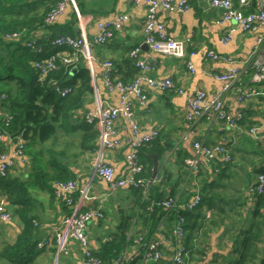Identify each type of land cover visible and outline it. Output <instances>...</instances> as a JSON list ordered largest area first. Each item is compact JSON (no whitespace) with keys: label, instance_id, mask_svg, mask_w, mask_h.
Listing matches in <instances>:
<instances>
[{"label":"crops","instance_id":"crops-1","mask_svg":"<svg viewBox=\"0 0 264 264\" xmlns=\"http://www.w3.org/2000/svg\"><path fill=\"white\" fill-rule=\"evenodd\" d=\"M180 1L170 0L173 4ZM187 1L189 9L186 12L178 13L160 8L156 12V17L164 25L168 36L176 40L184 39L187 42L188 53L193 54L189 58L194 67L193 73H190L186 68L184 60L151 53L149 48L145 46L142 35L145 6L142 3L131 5L129 0L84 1L78 4L76 10L68 6L52 27H41L39 25V28L28 34V40L37 42L46 39L55 31V33L59 32L61 35L77 37L83 29L86 37L90 39L98 33L97 24L99 22L113 20L120 14H128L130 18L129 22L107 44L91 46L87 53L79 54L80 63L89 76L91 92L83 97L80 105L72 108L68 116L66 129L61 133H64L63 138L57 141L58 146L51 147L52 142L48 141L49 145L39 147L46 150L50 146L54 152L53 157H45L46 151H41L43 158H39L38 155L37 160L34 161L33 156L26 149V163L16 162L9 169L6 178L11 179L15 184L24 182L28 189L26 197H29L30 201L33 202L32 214L43 223L36 234L39 242L45 240L47 232H51V229L60 226L67 215L70 216L73 213L82 211L89 205H100L102 208L104 207L105 216L109 221H104V223L98 225L93 222L87 230L89 248L91 251L96 252L99 245L98 239H101L109 230L116 227L121 209L130 205L128 189L121 188L112 194L110 186L102 179L94 178L90 182L91 170L96 163L101 162L108 163L115 169L117 176H122L125 170L124 155L126 149H99L96 140L100 129L98 124L91 125L96 132L92 139L93 148L87 150L86 148L89 147L82 148L80 143L82 136L86 135V124L83 121L84 115L88 111H93L97 107H118L120 105L119 94L115 91H108L104 86L103 63L106 61L112 63L111 77L113 79L125 83L131 81L136 76L137 70L133 62L128 59V52L134 47L140 46V54L143 57L149 56L156 60L157 67L152 75L153 77L158 79L169 78L176 88L184 91L178 93L175 90L161 92L147 89L145 105L134 104V112L141 127V132L148 133L153 129L158 130L154 145L152 144L148 150L140 152L141 162L147 163L143 159V156H146L150 159L152 165L149 154L157 155L158 153L160 154L157 155L160 164L158 173L159 169L161 171L168 169L173 174L172 178H175L177 167L180 166L176 164L192 154V145L196 140L203 141L208 146L224 145L230 142L233 147L232 153L235 155L233 158L231 157L232 153L230 154V158L234 160V163L230 165V170L236 174L229 173V178L224 179L222 183L224 185H240L243 176H247L248 169L251 170L249 165L252 162L258 164L262 161V158L255 156L258 147L245 132L250 127L256 126L260 127L261 132L264 133V84L252 83L251 69L246 63L255 38L260 32L242 33L236 31L229 41L223 45L221 38L232 27V23L221 21L222 11L210 7L208 0ZM234 4L237 7L236 1H234ZM241 11L246 14L251 11V8L245 6L242 7ZM211 51L228 60L209 58L207 55ZM230 70H236L237 79L225 95V104L231 117L239 120L238 124L242 135H234L221 121L206 120L205 117L199 119L195 124L187 123L185 117L188 111L187 98L199 91H204L209 96L218 93L223 84L216 79V76ZM77 85L79 88L81 85L80 79L77 80ZM242 93L254 95L249 100H237V97ZM113 127L116 139L120 141L125 140L131 134L126 120L122 117L114 122ZM64 135L67 138H64ZM13 148L12 136L8 135L0 141V151L7 153V155L12 154ZM149 150H162V153L156 151L147 154L146 152ZM59 153H65L63 156L65 159L68 158L66 163L72 173L71 180L76 183L71 207L65 204L64 198L55 199L52 190L41 188L46 187L45 182L50 188L54 189L56 186L57 182L55 181H49V179L41 181L39 175L42 173L40 166L45 170L44 173L52 172L48 164L50 161L55 160L56 163L53 166L57 165L61 161L58 156ZM67 154H73V157H67ZM65 159L63 162H65ZM35 163L38 166L40 165L38 169H35ZM255 178L256 175L253 177V183ZM148 180L151 181L152 179ZM89 182L90 185H88ZM196 183V181H190L192 188L188 187L183 198H175L184 200L182 203H185L196 193V188H198ZM247 188L246 186L242 187L245 206L240 210V214L228 218L224 222L225 226L215 231H211L209 228L213 229V227L204 220L202 226L197 225L193 232L188 230V238H173L169 247L162 245V259L165 262L162 264H173V250L179 243H184L189 260L193 264H231L232 261L236 262L240 257L238 251L240 241L244 238V235L240 232L245 231L247 228V222L252 219L253 214L251 212L255 208L254 205H256L252 202ZM224 193L228 194V191L225 190ZM21 201L15 193L9 196L8 189L0 183V203H3V206L11 215L9 222L0 221V252L6 244L15 240L21 230L19 216L14 214V210L18 209V206L12 204V202ZM262 202L264 203V201ZM259 210L260 213L257 219L260 223L254 229L257 236L256 245L252 246L248 264H258L264 256V204L259 206ZM166 212V217H162L159 223L162 225L163 233L170 235V230L176 221L177 215L172 216V211ZM175 214L177 213L175 212ZM204 216V219H206L209 216V211L205 212ZM189 227H191L190 224ZM250 236L253 241V234ZM135 240H137V237L133 238V241ZM133 241L126 248L129 254L136 248V245L132 244ZM67 251V255L63 256L57 254L55 249L54 255L52 254L48 260L45 259L47 254H41L35 263L83 264L82 251L75 243L70 242L67 245ZM43 260L46 262L44 263ZM0 264L13 263L0 256Z\"/></svg>","mask_w":264,"mask_h":264},{"label":"trees","instance_id":"trees-1","mask_svg":"<svg viewBox=\"0 0 264 264\" xmlns=\"http://www.w3.org/2000/svg\"><path fill=\"white\" fill-rule=\"evenodd\" d=\"M131 5L137 4L131 2ZM51 7L52 2L50 0H0V133L12 136V138L22 135L26 141L25 147L27 152L33 156L34 161L37 160L38 155L39 158H43L41 151H46L48 157H53L54 152L51 147L58 146L57 141L59 136H63L64 133H61L64 132L68 124L69 113L73 107L81 104L83 97L87 93L91 92L89 76L84 66L80 63V57L69 46L54 44L57 37L69 35H61L59 32L55 33V31L49 37H46V39L35 41L36 44L33 49L28 48L25 43L4 38L6 34L20 32L23 29L27 30V38L31 31L39 28V25L41 27H52V25H44V18ZM234 7L236 8L235 4ZM138 47H134L133 49ZM52 55L56 56L54 58L56 69L49 72L46 78L40 79V72L33 66V62L35 60H45ZM63 56L77 57V60L69 64H62L60 58ZM79 79L81 85L78 88L77 80ZM253 84L262 85L264 82ZM55 85L61 88L71 87L74 91L65 97H61L54 91ZM7 116L11 118L8 123ZM237 123H239L238 119ZM82 124L85 125L86 123ZM85 126L86 135L82 136L80 147H89L86 148L89 150L93 148L92 139L96 132L92 129L94 127L87 124ZM48 141L52 142L50 144L51 147L48 146L46 150L39 148L41 145L44 146ZM154 143L155 141L153 145ZM254 144L258 147L255 156L262 158V161L258 164L252 162L249 165L251 166V170L248 169V174L247 176H243L240 185H224L222 183L224 179L229 178V173H234L230 170V165L234 163V160H231L226 167H220V164L216 162L219 167L217 173L214 172L215 167H213L211 172L205 169L204 166L198 168V177L194 181L197 182L198 188H196V191H199L201 201L193 211L186 208L182 209L180 205L176 207L171 206L170 210L164 209L160 205L154 206L157 205V202H161L168 197L178 200V203L184 202V200L175 198H183L188 187L192 188L190 181L186 179L188 173L184 170L185 164L183 159L176 164L180 166L177 167L175 178H172L173 174L168 169L165 171L159 169L157 178L149 184L146 197L142 187H126L129 191L128 198L130 199V205L121 209L116 227L109 230L101 239H98V249L96 252L92 251L93 254L100 259L101 264H113L115 260L122 256L123 251L133 241L134 237H137V240L133 241L132 244L136 245L140 237L142 245L155 231L162 217H166V211H172L174 213L171 214L172 216L179 215L184 218V239L189 237L188 230L193 232L197 225L202 226L204 220L213 227V229L209 228L211 231L219 230L225 226L224 222L228 218L241 213L240 210L245 206L242 187L246 186L248 187L247 192L252 202L256 205L253 204L255 208L251 212L253 216L247 222V228H244L245 231L240 232L244 235L238 249L240 257L236 262L232 261L231 264H248L252 246L256 245L257 236L254 229L260 223L257 219L260 213L259 206L264 204L262 202L264 201V192L256 194L254 191L255 185L250 186L254 184V175H264V149L259 143ZM204 146L208 145L204 144ZM144 147L139 153L149 149L147 145ZM232 149L233 147L231 146L230 154L232 153ZM156 151L149 150L146 153H155ZM157 152L162 153V150ZM146 153L145 155H147ZM63 154H58L61 161L57 165L53 166L56 163L55 160L50 161L48 164V167L52 171L51 173H44L45 170L39 165L42 170V173L39 175L41 181L45 179L57 183L72 181V173L66 163L68 158L65 159ZM157 155L160 154L157 153ZM234 156L232 153L231 157L234 158ZM67 157H73V154H67ZM64 159L65 162H63ZM143 159L147 163L140 161L144 167L140 178L148 180L151 178L152 165L149 158L143 156ZM39 166L35 163V169H38ZM6 177L0 178L1 185L8 189L9 196L15 193L22 200L21 202H12V204L18 206V209L14 210V214L19 216L21 230L12 243H8L3 247L0 256L13 264H40V262L35 263V261L41 254H47L45 259L48 260L52 254L54 255L55 249L57 253L55 234L57 227L51 229V232H47L45 240L39 242L36 234L43 223L32 214L33 202L30 201L29 197H26L28 193L27 187L24 185V182L15 184L11 179ZM44 184L46 187H41L43 190H47L46 188H48V190H52V193H54V189L47 186V182ZM225 190L228 191V194L224 193ZM68 196L71 198V194ZM149 205L154 206L152 212L147 211ZM103 208L102 211L104 213ZM207 211H209V216L204 219V213ZM68 217L69 215L64 217L60 223V227ZM104 221H109L105 213L103 219L94 220L93 222L98 225L99 223H104ZM189 224L191 227H189ZM207 227L209 226L207 225ZM251 234L254 236L253 241L250 236ZM70 242L78 246L74 240H69L67 245ZM40 243H42V246H39ZM52 244L55 248L51 246ZM67 245L65 253L62 252L59 255H67ZM187 249L189 250V248ZM43 262L45 263L46 261L43 260ZM137 262L138 260L135 259L125 264H138L139 262ZM160 263L165 262L161 259L158 264ZM258 264H264V256Z\"/></svg>","mask_w":264,"mask_h":264},{"label":"built area","instance_id":"built-area-1","mask_svg":"<svg viewBox=\"0 0 264 264\" xmlns=\"http://www.w3.org/2000/svg\"><path fill=\"white\" fill-rule=\"evenodd\" d=\"M52 7L48 11L44 19V25H53L56 20L64 13L68 6H71L76 10V6L80 1H98V0H50ZM134 4L142 3L145 6L144 25L142 27V35L144 37V44L147 45L151 53L164 55L178 60H184L186 68L190 73L194 72V67L191 64L189 58L193 55L188 53L187 42L184 39L176 40L168 36L164 25L159 22L156 17V10L159 7H164L168 11L172 12H186L189 9L187 0H181L177 4H173L170 0H130ZM209 6L217 8L222 11L221 21L231 22L232 27L227 31L226 35L221 38V43L226 44L230 37L236 32L243 30H249L251 33L259 31L256 36L255 48L251 49L246 63L251 69V81L253 83L264 82V0H208ZM234 1H236L237 7H234ZM251 3L255 8L251 7ZM249 6L251 11L243 14L242 7ZM128 14H120L115 19L110 21H101L97 24L98 34L93 38L88 39L85 37L84 30L81 29L78 39H72L68 36L57 37L54 44L67 45L74 53L79 54L87 53L91 46L100 45L103 46L111 41L116 30H119L129 22ZM249 32V33H250ZM27 30L23 29L20 32H13L4 35L5 39L14 40L25 43L28 48L33 49L36 42L30 41L26 38ZM85 35V36H84ZM88 39V40H87ZM129 59L133 62L135 69L137 70L136 76L129 82L125 83L118 79H113L111 73L113 70L112 63L106 61L103 63V82L105 88L112 92L115 91L120 96V105L118 107L109 106L106 108L97 107L93 111H88L84 115V122L87 125L98 124L102 127L103 137L105 139V145L110 149L128 148L129 154L125 157L124 165L126 170L121 177H114L115 169L106 162L98 164L97 173L98 177L104 182L110 184L111 193L118 191L121 188L129 186L142 187L144 190L149 189V184L154 182L148 181L137 177V174L143 172V165L140 163L136 150L144 143H149L158 134V131L153 129L148 133L141 132L138 127L135 115L133 111L134 104L143 105L145 100L146 90L154 89L161 91L168 88H176L174 83L169 79H158L153 77L157 62L154 58L148 57L141 59L140 46L129 51ZM213 60L223 59L228 60L222 56L217 55L214 52H209L207 55ZM52 55L45 60H35L33 66L39 70L40 79L47 77L49 72L56 69L54 58ZM77 57L63 56L60 58L62 64H69L75 62ZM217 80L223 84L221 90L218 93L208 95L204 91H199L195 95L187 98L188 111L186 118L189 122H195L202 116H205L206 120L221 121L223 124H230V127H235L237 119L231 117L225 104V95L229 92L231 86L237 79L236 70H230L224 74L217 75ZM178 93H183L182 89L176 88ZM54 91L61 97H65L71 94L74 90L71 87L61 88L55 85ZM254 94L242 93L237 97V100H249ZM123 115L128 120L131 127V134L123 141L116 139V133L113 127L116 119ZM11 118L7 116V123ZM250 138L257 139L264 149V136L258 137L255 134L253 128H249L246 132ZM8 136L7 134L0 133V141ZM13 140V152L9 156L7 153L0 151V178L7 176L9 169L14 166L16 162L25 164L27 160L26 156V141L22 135H18ZM193 149L197 154L211 158L217 153H225L223 158L229 161L231 158L228 156L230 150L226 145H217L214 147L206 148L204 145H200L199 141H195ZM216 158H222L221 155H217ZM106 174H112L111 177H107ZM194 176L198 177V168H194ZM264 189V175L261 174L259 178L258 186L255 185L254 191L256 194L263 193ZM76 190V183L74 181L59 182L54 187L55 198H64L65 204L69 207L73 205L72 195ZM71 194V198L68 196ZM147 194H145L146 197ZM104 200V199H103ZM201 197L197 190L195 195L187 201L185 204L178 203V200L169 198L161 202H157V205L162 206L164 209H169L171 206L182 207V209L194 210L200 203ZM153 205H149L148 212H152ZM104 213L102 207L98 206H86L82 211L71 214L64 221L63 225L55 229L57 254L65 253V247L69 240L77 242L83 255V264H101L100 259L93 254L89 248L87 230L91 222L98 219H103ZM11 220L10 213L5 209L3 203H0V221L9 222ZM184 218L177 216L176 221L172 225L170 235L163 233L161 223L158 224L155 231L142 243V239L139 237L136 243L135 250L128 254L126 258L121 257L113 262V264H125L127 262L138 260V264H158L162 259V245L166 247L170 246L173 238L183 239L185 236ZM36 225V223H35ZM42 246V243L39 244ZM173 264H189V256L187 254L184 243H179L174 247L172 254Z\"/></svg>","mask_w":264,"mask_h":264},{"label":"rangeland","instance_id":"rangeland-1","mask_svg":"<svg viewBox=\"0 0 264 264\" xmlns=\"http://www.w3.org/2000/svg\"><path fill=\"white\" fill-rule=\"evenodd\" d=\"M81 2H84V1H80L79 3H81ZM78 3V4H79ZM78 4H77V6H78ZM77 6H76V9H77ZM45 19V18H44ZM256 39V38H255ZM233 87V85L231 86V88ZM230 88V89H231ZM151 90H154V89H151ZM172 90H175L176 92H177V90H176V88H172ZM157 91V90H156ZM224 101H225V99H224ZM133 111H134V106H133ZM134 115H135V112H134ZM120 117H122V118H124L125 120H126V122H127V124H128V126H129V129H130V132H132L131 131V127H130V125H129V123H128V120L126 119V117L125 116H123V115H120L117 119H119ZM185 117H186V114H185ZM203 117H205V116H202V117H200L199 119H201V118H203ZM116 119V120H117ZM199 119H197L195 122H189L188 120H187V118H186V121H187V123H189V124H195ZM135 120H136V123H137V125H138V127L140 128V130H141V127L139 126V123H138V120H137V118H136V115H135ZM240 125L239 124H237L235 127H233V128H231L230 127V129H229V131L230 132H232V133H234V135H242V131H241V129H240V127H239ZM251 128H253L254 129V131H255V134L258 136V137H261V136H264V133L263 132H261V128L260 127H256V126H254V127H251ZM155 130H157V129H155ZM158 131V130H157ZM245 132H247V130L245 131ZM246 135L249 137V135L246 133ZM157 136H158V134H157ZM157 136L152 140V141H150L149 143H147L146 145L148 146V147H150L152 144H153V142L154 141H156L157 140ZM62 138H63V136H59V139L58 140H62ZM64 138H67L65 135H64ZM252 139V138H251ZM96 140H97V145H98V147H99V149H104V150H111L110 148H108L106 145H105V139H104V137H103V130H102V127H100V129H99V131H98V135H97V138H96ZM196 141H200V140H196ZM252 141H254L255 143H259V144H261L257 139H252ZM48 143L46 142L45 144H44V146H46ZM49 145V144H48ZM225 145H227V146H231V143L230 142H227V143H225ZM124 149H126V152H125V155H124V160H125V157L129 154V149L128 148H124ZM68 152V151H67ZM136 153H137V155H138V157H139V160H140V156H139V152H138V149L136 150ZM44 156L45 157H48V155L47 154H44ZM202 155H200V154H197L196 153V151L193 149L192 150V154L189 156V157H187V158H185L184 159V164H185V167H184V170L185 171H187V173H188V175H190V176H187L186 177V179L188 180V181H194V179H195V176H194V168H199L200 166H204V168L205 169H208V171H211L212 169H213V167H215V171L214 172H217L218 170H219V167H218V165L216 164V162H218L219 164H220V167H226L229 163H230V161L232 160V159H230L229 161H227L226 159H224V158H217V159H214L213 160V162H211V163H202L201 161H200V157H201ZM141 161V160H140ZM215 163V164H214ZM158 164H159V162H158ZM159 166H160V164H159ZM97 167H98V163H96L95 165H94V167H93V169L91 170V174H90V182L92 181V179H94V178H99L98 177V173H97ZM46 173V172H45ZM176 174H177V172H176ZM111 175L112 174H106V176L107 177H111ZM114 177L115 178H117V177H121V176H117L116 174H114ZM101 179V178H100ZM90 182L88 183V185H90ZM197 184V183H196ZM189 264H193V263H191V262H189Z\"/></svg>","mask_w":264,"mask_h":264},{"label":"bare ground","instance_id":"bare-ground-1","mask_svg":"<svg viewBox=\"0 0 264 264\" xmlns=\"http://www.w3.org/2000/svg\"><path fill=\"white\" fill-rule=\"evenodd\" d=\"M208 4H209V1H208ZM251 5V7L254 9L255 8V6H254V4L253 3H251L250 4ZM160 8H163V9H165L164 7H159L157 10H156V12L160 9ZM127 24V23H126ZM143 25H144V19H143V21H142V27H143ZM123 27L121 26V28L119 29V30H116L117 32L118 31H120L121 29H122ZM250 32V29L249 30H243L242 31V33H249ZM98 34V33H97ZM96 34V35H97ZM95 35V36H96ZM85 36V35H84ZM68 37H71V36H68ZM79 37H81V36H77V37H71L72 39H78ZM86 37V36H85ZM94 37V36H93ZM92 37V38H93ZM88 40V39H87ZM223 45H225V44H223ZM255 46H256V43H254L253 44V46H252V48L254 49L255 48ZM150 52H152L151 50H150ZM130 53V52H129ZM129 53H128V57H129ZM139 57L141 58V59H145V58H148L149 56H147V57H143L142 56V54H139ZM164 91H172V88H168V89H164V90H161V92H164ZM145 100H147V96H145ZM143 105H145V104H143ZM143 105H141V106H143ZM225 125V127L229 130L230 129V124H224ZM194 144V143H193ZM199 144L200 145H204L205 143L203 142V141H199ZM144 146H146V143H144V144H142L139 148H138V152H139V150L141 149V148H143ZM206 148H210V147H214V146H205ZM192 150H193V145H192ZM3 152V151H2ZM217 155H221L222 156V158H223V155H227V154H225V153H223V154H221V153H217L215 156H213V157H211V158H208V157H206V156H201L200 157V161L202 162V163H211V162H213V160H214V158L217 156ZM228 156L230 157V154H228ZM126 170V169H125ZM9 172V171H8ZM142 174V172L141 173H139V174H137V177H140V175ZM7 175H8V173H7ZM188 176H190V175H188ZM260 176H261V174H259V175H256V178H255V181H254V185H256V186H258V183H259V178H260ZM155 178V177H154ZM153 178V179H154ZM151 179H152V175H151ZM152 179V180H153ZM109 186H110V184H108ZM129 187H132L133 188V186H129ZM129 187H127V188H129ZM143 192L145 193V194H148V191L147 190H143ZM263 192H264V189H263ZM113 194V193H112ZM195 195V194H194ZM193 195V196H194ZM169 198H172V197H168V198H166V199H164V200H167V199H169ZM163 201V200H162ZM201 201V200H200ZM193 211V210H192ZM128 252H127V249L125 248V250L123 251V254H122V256L121 257H124V258H126L127 256H128ZM121 257H119V258H121ZM173 262V261H172Z\"/></svg>","mask_w":264,"mask_h":264},{"label":"water","instance_id":"water-1","mask_svg":"<svg viewBox=\"0 0 264 264\" xmlns=\"http://www.w3.org/2000/svg\"><path fill=\"white\" fill-rule=\"evenodd\" d=\"M145 46H147L146 44H145ZM248 58V57H247ZM217 79V78H216ZM150 158H151V160H152V179H153V181H155V179L157 178V174H158V168H159V164H158V157H157V155L156 154H152V155H150L149 156Z\"/></svg>","mask_w":264,"mask_h":264},{"label":"clouds","instance_id":"clouds-1","mask_svg":"<svg viewBox=\"0 0 264 264\" xmlns=\"http://www.w3.org/2000/svg\"><path fill=\"white\" fill-rule=\"evenodd\" d=\"M248 130V129H247ZM225 145V144H224ZM227 146V145H226ZM229 150L231 151V146H228Z\"/></svg>","mask_w":264,"mask_h":264}]
</instances>
